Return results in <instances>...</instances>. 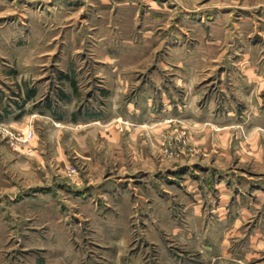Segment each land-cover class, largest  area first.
<instances>
[{"label":"rangeland","instance_id":"374dc122","mask_svg":"<svg viewBox=\"0 0 264 264\" xmlns=\"http://www.w3.org/2000/svg\"><path fill=\"white\" fill-rule=\"evenodd\" d=\"M0 126V264H264V0H0Z\"/></svg>","mask_w":264,"mask_h":264},{"label":"crops","instance_id":"0c3cea01","mask_svg":"<svg viewBox=\"0 0 264 264\" xmlns=\"http://www.w3.org/2000/svg\"><path fill=\"white\" fill-rule=\"evenodd\" d=\"M219 187V186H218ZM217 188V186L215 187V189ZM219 198H220V202L219 203H215V207L214 209H212L211 213L215 216L218 217L220 220H230L232 217V211L230 209V206L227 204V202L225 201V197H223L225 195V192H221L219 191ZM216 204H218L216 206ZM188 205V204H187ZM213 205V206H214ZM192 208H190L189 206H186L187 209V213L188 215L191 216L192 220H205L206 218V213L205 210H202L199 207V204L197 203V205H193L191 206ZM248 208L245 206H240L239 207V211H238V217H233V220H244L246 217V214L248 213ZM231 211V212H230ZM241 223V222H239ZM238 222H236V225L234 226V229L238 227ZM233 231V230H232ZM231 231V232H232ZM251 243H255L258 242V236H255L253 238H251L250 240ZM261 245V244H260ZM259 245V246H260ZM252 248V247H251Z\"/></svg>","mask_w":264,"mask_h":264},{"label":"built area","instance_id":"2783aa9c","mask_svg":"<svg viewBox=\"0 0 264 264\" xmlns=\"http://www.w3.org/2000/svg\"><path fill=\"white\" fill-rule=\"evenodd\" d=\"M5 132V133H4ZM0 134H7V135H9V137L13 140H15V141H18V142H21V143H25V142H27L28 141V138L29 137H26V138H24V139H22V140H20L19 138H17V137H14V136H12L10 133H8V132H6V130H3V128H2V126H0Z\"/></svg>","mask_w":264,"mask_h":264}]
</instances>
